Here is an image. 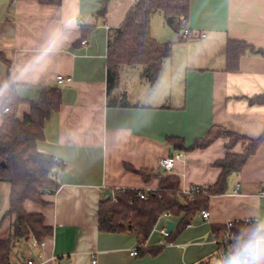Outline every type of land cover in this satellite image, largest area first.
Instances as JSON below:
<instances>
[{
  "label": "crops",
  "instance_id": "0c3cea01",
  "mask_svg": "<svg viewBox=\"0 0 264 264\" xmlns=\"http://www.w3.org/2000/svg\"><path fill=\"white\" fill-rule=\"evenodd\" d=\"M138 0H62L60 6L33 0H0V85L10 81L56 33L67 39L28 78L14 85L0 100V128L4 105L14 89L22 100L18 118L31 112V102L46 89L62 92L60 110L45 125L41 153L56 158L54 194L45 193V204L27 202L26 212L42 214L53 235L35 244V238L16 242L12 264H220L226 248L217 243L229 222H264V56L247 53L237 72L228 70L227 46L245 42L264 49V0H191L187 16L194 37L181 40L164 31L153 37L173 44V55L163 64L154 86L143 78L144 69L120 68L119 86L109 95L107 59L110 36ZM104 4L106 15L100 16ZM86 41L85 44L83 42ZM64 76L71 82L58 85ZM118 106H110L109 100ZM126 102L129 106H120ZM223 127L246 138L231 149L228 138L209 147L176 151L171 139L185 148ZM262 139L257 153L227 181V191L212 195L204 219L202 211L171 240L159 229L181 218L159 220L145 249L135 233L100 232L98 211L108 191L157 192L166 174L181 180L184 193L192 186L212 188L222 169L216 163L228 153L242 154L251 140ZM181 152L172 172L161 159ZM0 239L12 233L11 185L0 186ZM217 233V234H216ZM162 242V244H160ZM151 249L159 251L153 255ZM137 250L138 255L131 253ZM95 255V256H94Z\"/></svg>",
  "mask_w": 264,
  "mask_h": 264
},
{
  "label": "trees",
  "instance_id": "16d2710c",
  "mask_svg": "<svg viewBox=\"0 0 264 264\" xmlns=\"http://www.w3.org/2000/svg\"><path fill=\"white\" fill-rule=\"evenodd\" d=\"M42 5L60 6L62 0H33ZM191 0H138L128 12L123 25L114 31L109 39L107 59V85L109 95L119 86L120 68L123 66H143V78L154 86L161 75L163 64L173 55V44L159 42L151 32V22L155 12H162L167 25L175 27L183 18H187ZM107 5L104 4L100 16H105ZM264 56V49H257L245 42L231 41L227 46L228 70H239L240 58L247 54ZM62 92L57 88L46 89L40 99L31 102V112L23 120L18 118V107L22 100L13 89L6 100L3 124L0 128V186L2 183L11 185L10 207L5 217L12 220V233L8 238L0 239V264H12L14 244L35 238L39 243L53 235V228L46 225L42 214H30L25 210L27 202L45 204V193L54 194L59 184L54 180L53 173L59 167L55 157L41 153L39 142L45 139V125L53 114L60 110ZM257 103L264 104V97L257 98ZM117 100H109L110 106H118ZM129 106L126 102L120 106ZM208 136L196 141L191 147L185 148L183 141L171 139L176 151L204 149L220 138L230 139L233 149L243 136L232 133L223 127H213ZM262 139L251 140L242 154L228 153L226 158L216 163L222 169L221 176L212 188H205V193L195 195L193 199L181 191V180L175 175L166 174L160 180L157 192L147 193L148 200L141 199L138 191L115 192L117 202L104 200L98 211L100 232L104 233H135L141 241L140 251L145 249L151 234L164 214L173 218H181L180 223L169 236L173 238L195 218L196 212L208 210L210 197L227 191V181L231 174L244 168L248 159L257 153ZM1 191V190H0ZM45 191V193H43ZM258 223L238 221L231 227L234 235L228 253L234 243L247 238ZM222 229L227 231V227ZM217 234V233H216ZM153 255L159 253L150 250Z\"/></svg>",
  "mask_w": 264,
  "mask_h": 264
},
{
  "label": "clouds",
  "instance_id": "9594fccd",
  "mask_svg": "<svg viewBox=\"0 0 264 264\" xmlns=\"http://www.w3.org/2000/svg\"><path fill=\"white\" fill-rule=\"evenodd\" d=\"M66 39L62 34L53 33L41 50L27 64L17 69L10 81L0 85V100L9 94L14 85L29 82L28 78L33 72L38 67L42 68ZM220 264H264V222L258 223L247 238L234 243Z\"/></svg>",
  "mask_w": 264,
  "mask_h": 264
},
{
  "label": "built area",
  "instance_id": "2783aa9c",
  "mask_svg": "<svg viewBox=\"0 0 264 264\" xmlns=\"http://www.w3.org/2000/svg\"><path fill=\"white\" fill-rule=\"evenodd\" d=\"M180 30H179V36H180V39L181 40H185V39H190V38H193L194 35L192 33V31L189 29L188 27V19L187 18H183L180 22ZM86 41L83 42V44H85ZM68 82H71V79L70 78H67V77H64V76H59L57 78V84L58 85H62V84H65V83H68ZM9 111V108H6L4 110V113L8 112ZM182 153L181 152H178V153H175L173 154L172 156L170 157H167V158H164V159H161L160 161V164L161 166L165 169L166 172L170 173L173 171L174 169V166H175V162L179 159H181L182 157ZM126 190H121V192H125ZM120 192V191H119ZM206 190L205 188L203 187H199V186H192L190 187L189 190H187L186 192H184V194L186 196H188L189 198L193 199L194 197H196L195 195L199 194V193H205ZM138 195L141 199L147 201L148 200V194L146 192H143V191H138ZM258 198L261 200V201H264V188L260 189L258 194H257ZM112 200L113 202H117V198L115 197V194L113 193V196H112ZM201 215L204 219H208L209 218V212L207 211H202L201 212ZM171 218V214L167 213V214H164L162 216V218ZM245 223H259L258 220H245L244 221ZM235 222H229L227 223L226 227H227V231H225V237L224 239L222 240H216L217 243H220L222 244L226 249H228L232 243V241L234 240V235L233 233L231 232V227L233 226ZM190 226V225H188ZM159 233L164 237V238H168L171 234V232L169 231L168 227L165 226V227H162L159 229ZM34 243L35 244H41V245H44L43 242L39 243L36 239L34 240ZM160 244H162V242H160ZM132 256H137L138 255V251L135 250L131 253ZM95 256V255H94ZM96 260L93 261V264H96ZM27 264H35L34 261H27Z\"/></svg>",
  "mask_w": 264,
  "mask_h": 264
},
{
  "label": "rangeland",
  "instance_id": "374dc122",
  "mask_svg": "<svg viewBox=\"0 0 264 264\" xmlns=\"http://www.w3.org/2000/svg\"><path fill=\"white\" fill-rule=\"evenodd\" d=\"M177 25V24H176ZM175 25V26H176ZM152 26L154 28V33L155 35L159 34H163V32L166 31H171L173 33H176L174 27H171L170 25H167L164 21V15L162 12H155V14L153 15V22H152ZM136 68L139 69H143V66H136Z\"/></svg>",
  "mask_w": 264,
  "mask_h": 264
},
{
  "label": "water",
  "instance_id": "95a60500",
  "mask_svg": "<svg viewBox=\"0 0 264 264\" xmlns=\"http://www.w3.org/2000/svg\"><path fill=\"white\" fill-rule=\"evenodd\" d=\"M43 193H45V191H43ZM107 194H108V197H107V200H111L112 199V196H113V193H112V191H108L107 192ZM174 223L173 222H168V229H169V231H172L173 230V228H174ZM62 264H66V262L64 261Z\"/></svg>",
  "mask_w": 264,
  "mask_h": 264
}]
</instances>
